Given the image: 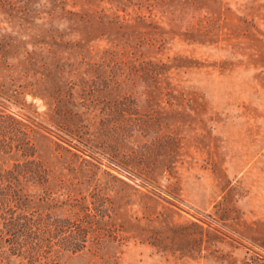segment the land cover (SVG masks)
I'll return each instance as SVG.
<instances>
[{"label": "rangeland", "instance_id": "374dc122", "mask_svg": "<svg viewBox=\"0 0 264 264\" xmlns=\"http://www.w3.org/2000/svg\"><path fill=\"white\" fill-rule=\"evenodd\" d=\"M20 167L35 264H264V0H0Z\"/></svg>", "mask_w": 264, "mask_h": 264}, {"label": "trees", "instance_id": "16d2710c", "mask_svg": "<svg viewBox=\"0 0 264 264\" xmlns=\"http://www.w3.org/2000/svg\"><path fill=\"white\" fill-rule=\"evenodd\" d=\"M25 165L34 171L38 167L33 161ZM22 173L20 167L18 172L7 171L10 180L0 176V264H35L52 248L50 244L42 243L46 235L44 228L36 227L47 215H34L33 209H40V206L35 209L39 195L24 187L27 182L19 180ZM38 174H44V171Z\"/></svg>", "mask_w": 264, "mask_h": 264}]
</instances>
